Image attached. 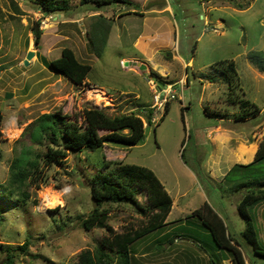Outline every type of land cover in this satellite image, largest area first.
<instances>
[{"label":"rangeland","instance_id":"374dc122","mask_svg":"<svg viewBox=\"0 0 264 264\" xmlns=\"http://www.w3.org/2000/svg\"><path fill=\"white\" fill-rule=\"evenodd\" d=\"M130 2L97 8L67 0L58 2L60 10L46 14L41 0H0V112L4 116L0 264L7 263L6 250L10 248L16 250L14 264H75L81 252H94L105 238L147 226L150 212L144 216L132 205H107L112 235L106 229L83 228L82 220L95 207L91 178L102 170L104 156L106 161L152 170L173 200L164 227L131 247L132 264H233L232 253L220 249L200 219L190 216L205 203L223 219L228 233L241 246L246 263L264 264L242 236L245 222L238 205L247 189L237 191L235 187L248 178L263 179L264 161H249L250 167H238L225 180L232 167L247 164L237 160L241 146L255 147L256 154L264 142V0ZM156 18L171 24V37L165 30L161 38L163 47L168 48L156 46L157 41L163 42H159L160 36L149 49L136 48L135 39L142 31L146 35L150 26L156 28L157 24H152ZM145 20H149L147 25ZM100 23L104 28L96 31ZM37 24L42 32L39 45L32 32ZM65 48L91 66L80 86L48 66ZM140 49L148 53L143 60L148 66L157 74L164 69L166 75L161 77H170L163 82L166 87L175 80L183 83V89L181 84L174 86L176 99L169 101L163 121L167 103L162 109L153 108L158 90L153 76L147 68L122 62L135 55L142 59ZM29 51L38 53V58L36 64L34 56L25 66ZM223 62L236 64L232 86L221 73ZM95 89L104 91L110 103L98 101ZM230 93L236 100L252 103L248 119L236 120L239 114L246 116L240 102H229ZM90 108H103L110 116L139 115L145 124V137L135 146L107 143L93 152L70 153L52 163L42 158L35 175L38 181L33 177L22 189L28 194L25 205L20 207L5 196L3 185L9 183L12 163L21 152L29 149L32 158L37 154L44 157L47 145L52 144L46 135L43 141V136L35 139L39 117L59 114L86 129L84 112ZM150 112L151 124L147 119ZM219 134L230 137L229 141L221 138L224 142L220 147L212 140ZM47 190L61 192L63 203L48 206L44 201ZM138 200L150 211L146 195L140 194ZM251 213L264 246V202ZM24 244L29 246L27 251L18 249Z\"/></svg>","mask_w":264,"mask_h":264},{"label":"trees","instance_id":"16d2710c","mask_svg":"<svg viewBox=\"0 0 264 264\" xmlns=\"http://www.w3.org/2000/svg\"><path fill=\"white\" fill-rule=\"evenodd\" d=\"M42 9L49 14L60 10L58 2H67V0H41ZM82 5H93V7L102 8L105 6L119 4L130 5V0H80ZM98 30L104 28L103 24H96ZM35 44L39 45L42 37V32L39 29V24L32 29ZM256 63V60L254 59ZM224 67L221 73L224 75L225 81L232 86L233 74L237 73L236 64L234 62H223ZM50 71H54L57 75H62L72 81L77 86L84 84L88 74L91 71V66L81 63L75 56V53L65 48L62 50L61 57L52 60L48 63ZM151 75L160 81H164L159 74L152 72ZM230 82V83H229ZM238 99V97H237ZM233 97L230 93L229 102L232 104L239 103L241 110L246 117L239 115L236 120L248 119L250 108L253 107L249 100H244ZM169 104H166L165 111L161 117V121L165 119L169 111ZM86 129L74 122H67L63 116L59 114H45L37 120V128L39 134L35 139H41L46 135V139L51 141V145L46 147L45 156L37 154L32 158V151L29 149L23 150L12 163L11 178L9 183L3 185V192L9 199L18 203L20 207L25 205V198L28 194L22 192L29 180L34 177V182L38 181L35 178L40 162L43 159L46 163L61 161L70 153L82 152L88 149L93 152L96 149L103 148L107 143H121L124 145L135 146L145 137V124L143 119L137 114H122L118 116H110L103 108H90L85 112ZM148 122L153 121L152 113L147 116ZM4 116L0 112V141L2 138V127ZM36 128V129H37ZM101 131L107 132L105 135L99 134ZM128 131V133H124ZM45 136L42 137V141ZM2 155L0 153V159ZM264 161V142L257 150L254 161L251 163H260ZM248 165H235L225 175V180L238 167H250ZM91 195L95 207L86 219L82 220V226L85 230L90 231L95 228L106 229L111 235L114 230L108 225L109 213L111 210L105 206L113 205H132L140 214L146 216L150 212L152 217L141 230L127 234L114 235L113 238L107 237L100 242L95 251L85 250L78 257V262L75 264H132L131 247L143 239L147 235L163 228L166 220L172 210L173 200L166 190L163 183L157 175L150 169L134 165L125 164L122 162L106 161L101 171H98L91 178ZM237 191L247 189V193L243 196L238 205V212L244 219L245 229L242 232L243 238L251 245L255 255L264 259V246L260 244L258 231L255 226L254 217L252 215L253 207H257L264 202V178L263 179H246L239 182L235 186ZM147 196V201L150 203L149 210L143 208L139 202V195ZM22 203V204H21ZM200 219L203 226L206 227L211 236L220 249H226L233 255V264H247L243 256L241 246L228 233L227 227L223 219L214 211V209L205 203L199 209L195 210L192 215ZM3 219L0 216V220ZM169 242H172L170 240ZM28 245L24 244L19 247L21 251H27ZM9 249V248H7ZM7 252V263L14 264L16 250L10 248Z\"/></svg>","mask_w":264,"mask_h":264},{"label":"crops","instance_id":"0c3cea01","mask_svg":"<svg viewBox=\"0 0 264 264\" xmlns=\"http://www.w3.org/2000/svg\"><path fill=\"white\" fill-rule=\"evenodd\" d=\"M167 10H168V12L169 11H171V8L170 7H167ZM161 20V18H156L155 20H153V23L152 24H154V25H156V28H151V26H150V28L146 31V35L143 33V31L139 34L140 35V38L138 39V40H136L135 39V41H134V46L136 47V48H138V47H140V46H145L146 48H148L149 49V47L153 44V43H155V38H156V36H160V38H159V42H160V40L161 41H163L161 38H162V35L164 34V31L166 30V32H165V34L166 33H168L169 34V36L171 37V34H172V29H171V24L169 23V22H166V21H160ZM148 21L149 20H145V23H146V25L148 24ZM165 27H167L168 29H166ZM140 40H145L144 42L145 43H141L140 42ZM172 40V39H171ZM162 44H158V41H157V43H156V46H158L159 45V47H163L164 45H163V43H164V41L163 42H161ZM166 48H168V47H163L162 49H166ZM152 50H154V47L152 48ZM37 54V55H36ZM140 54H141V56H142V59H139V55H135L136 57H127V58H123L122 59V62L123 63H125L126 61H128V60H130V61H134L135 63H131L130 65H132V66H134V67H138V68H140V66L141 65H145L146 66V72H148L149 74H151L152 72H156V71H154V69L152 68V67H150V66H148L143 60H144V58L146 57V56H148V53L146 52V51H142L141 49H140ZM35 61L33 62V64H36V60H37V58H38V53H35ZM137 64V65H136ZM141 69V68H140ZM155 69H157V66H155ZM157 73V72H156ZM158 74L161 76V74L162 75H166L165 74V70L163 69V70H161V71H159L158 70ZM152 76V75H151ZM168 75L165 77V78H163L164 80H167V79H170V77H168ZM178 81H176L175 80V82L173 83V84H176ZM39 94V93H38ZM37 94V95H38ZM36 95V96H37ZM139 95H137L135 98H137ZM221 138H225V140L227 139L228 141H229V139H230V137L229 136H225V135H223V134H219L218 135V137L216 138V139H212V140H214L217 144L216 145H218V147H220L221 146V143H223L224 142V140H222V142H221ZM220 141V142H219ZM227 143V142H226ZM244 145V144H243ZM255 156H256V154H254V157H253V159L252 160H254L255 159ZM251 160V161H252ZM244 163V162H243ZM241 165V164H240ZM242 165H248V163L247 164H242ZM230 166H232V165H230Z\"/></svg>","mask_w":264,"mask_h":264},{"label":"bare ground","instance_id":"6f19581e","mask_svg":"<svg viewBox=\"0 0 264 264\" xmlns=\"http://www.w3.org/2000/svg\"><path fill=\"white\" fill-rule=\"evenodd\" d=\"M93 93L95 95V98L98 101H100V102L105 101L106 104L110 103L109 99L105 97L104 91L102 92L100 90L95 89V91H93ZM89 96H91V95H89ZM104 106H105V104H104ZM7 132L13 137V135L10 133V131H8V128H7ZM255 150H256L255 147L241 146V149L239 150V153L237 155V160L240 162H244V163L251 161L254 157ZM62 196H63V194L61 192H55L52 190H47V192L44 195V201L47 202L48 206H54V205L63 203V201L61 199Z\"/></svg>","mask_w":264,"mask_h":264},{"label":"built area","instance_id":"2783aa9c","mask_svg":"<svg viewBox=\"0 0 264 264\" xmlns=\"http://www.w3.org/2000/svg\"><path fill=\"white\" fill-rule=\"evenodd\" d=\"M180 85L181 88L183 89V83H176V84H171L169 86L166 87V85H164L163 88H160L158 85V90L155 91V95H154V104H153V108H159L162 109L164 106V103H169L170 100L176 99V95H175V90L174 93H172L173 88L175 85ZM188 84V83H187Z\"/></svg>","mask_w":264,"mask_h":264},{"label":"water","instance_id":"95a60500","mask_svg":"<svg viewBox=\"0 0 264 264\" xmlns=\"http://www.w3.org/2000/svg\"><path fill=\"white\" fill-rule=\"evenodd\" d=\"M34 56H35V53L33 51H29L28 54H27L26 60L24 62V65L25 66H29L30 60H32L34 58ZM130 64L131 63L125 62V66H129ZM140 67H141V70H145L146 69V66L145 65H142ZM152 80L154 82H156L159 85L160 88H163L164 87V84L162 82H160L156 77H152Z\"/></svg>","mask_w":264,"mask_h":264},{"label":"clouds","instance_id":"9594fccd","mask_svg":"<svg viewBox=\"0 0 264 264\" xmlns=\"http://www.w3.org/2000/svg\"><path fill=\"white\" fill-rule=\"evenodd\" d=\"M159 81H160V80H159ZM160 82H162V83H163L164 81H160ZM163 84L165 85V83H163ZM172 84H173V83H172Z\"/></svg>","mask_w":264,"mask_h":264}]
</instances>
